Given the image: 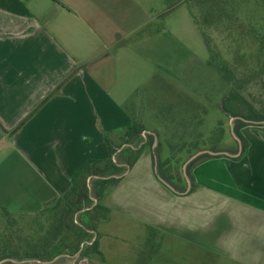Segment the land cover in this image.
<instances>
[{
	"label": "crops",
	"instance_id": "obj_1",
	"mask_svg": "<svg viewBox=\"0 0 264 264\" xmlns=\"http://www.w3.org/2000/svg\"><path fill=\"white\" fill-rule=\"evenodd\" d=\"M17 1L28 16L0 8V217L37 215L69 193L87 161L110 155L123 171L99 200L107 210L101 225L106 236L112 222L136 224L230 264H264V124L239 130L244 152L235 137L236 151L201 152L206 158L189 175L192 190L174 191L155 173L146 148L149 140L154 143L152 132L139 123V135H126L130 120L114 112L116 75L100 63L108 61L113 46L126 47L152 24L144 0ZM239 4L217 0L213 9H254ZM235 45L243 44L232 43L222 61L242 52ZM107 133L120 145L111 154ZM122 148L138 152L131 166L132 153L121 155ZM34 263L41 264L20 262Z\"/></svg>",
	"mask_w": 264,
	"mask_h": 264
},
{
	"label": "rangeland",
	"instance_id": "obj_2",
	"mask_svg": "<svg viewBox=\"0 0 264 264\" xmlns=\"http://www.w3.org/2000/svg\"><path fill=\"white\" fill-rule=\"evenodd\" d=\"M238 1L239 7L254 9H213L217 0H188L186 5L185 0H144L145 17L152 24L128 40V47L113 46L108 61L100 62L116 75L111 79L112 99L119 108L114 112L127 115L131 126L140 123L152 132L154 143L149 140L146 148L155 173L174 191L192 190L191 168L206 158L187 163L195 155L236 151V120L248 123L245 118L264 117V56L257 52L264 49V1ZM199 2L212 9H200ZM152 32L154 37H148ZM232 43L243 44L235 45L242 52L233 61H222ZM114 137L104 136L109 154L120 148ZM94 175L91 171L87 183L92 200ZM50 215L45 209L33 216L0 217V263L30 261L36 255L47 261L63 246L73 245L79 212L63 213L58 223ZM96 218L95 232L90 233L95 243L85 250V259L77 254L58 260L60 264H230L136 224L112 222L106 236L101 225L108 217L100 213Z\"/></svg>",
	"mask_w": 264,
	"mask_h": 264
},
{
	"label": "trees",
	"instance_id": "obj_3",
	"mask_svg": "<svg viewBox=\"0 0 264 264\" xmlns=\"http://www.w3.org/2000/svg\"><path fill=\"white\" fill-rule=\"evenodd\" d=\"M0 8L3 10L13 11L16 14L22 16L29 15L28 11L17 0H0ZM244 120L249 122L245 123L244 121L238 119L236 120V124L234 126V135L241 142L242 152H244V150L246 149V144L242 136L240 135L239 130L247 124H264V117H249L245 118ZM140 132L141 131L139 130L137 124H134L127 129L126 135L129 137V139H131L133 135H139ZM130 150V148H125L123 152V155H125L126 153H132L127 158L128 166H131L133 164L138 155V152L133 153ZM114 152L112 151V153ZM91 171H94V176L97 177L95 180L96 184H94L92 188L94 198L97 200V204L94 206H92L94 203L93 200L88 195L89 193L87 186V178L91 177ZM122 171L123 169L117 167L116 163H114L111 159L103 162L90 160L87 161L83 166H81L71 180L72 187L69 193L58 199L55 203L47 208V211L50 212V216L52 217L51 221L54 220L55 223H58V221L60 220V216L63 215V213L66 216H71V214L74 213L75 215L79 212V225H73L75 228L74 233H76L74 234V236L76 235L77 237L76 242L70 246H60L62 248L59 250V252H56L55 256L48 258L47 261H45L43 258L42 259L44 261H41L40 259H38L41 258L40 256L38 257V255H36V257L30 261L39 263L43 262L41 264H60L58 260H65L64 258H72L77 254H79L82 259H85V250H87L89 247L91 248L95 243V241L91 242L92 236L90 233L95 232V228L98 222V218H96V216H98L100 213H104V215L107 214V210L99 205V200L109 187L117 183V179L114 178V176L119 175V173H121ZM98 172L100 176H98ZM92 210H94L93 213L91 212ZM89 212H91L92 214H90ZM9 261L11 262V260ZM10 262H8L7 264H12ZM20 262L23 261L19 260L14 264H20Z\"/></svg>",
	"mask_w": 264,
	"mask_h": 264
},
{
	"label": "water",
	"instance_id": "obj_4",
	"mask_svg": "<svg viewBox=\"0 0 264 264\" xmlns=\"http://www.w3.org/2000/svg\"><path fill=\"white\" fill-rule=\"evenodd\" d=\"M237 141H238V139H237ZM239 142V141H238ZM201 153H199V154H197V155H195L194 157H192L187 163H189V162H191L193 159H195L197 156H199Z\"/></svg>",
	"mask_w": 264,
	"mask_h": 264
},
{
	"label": "built area",
	"instance_id": "obj_5",
	"mask_svg": "<svg viewBox=\"0 0 264 264\" xmlns=\"http://www.w3.org/2000/svg\"><path fill=\"white\" fill-rule=\"evenodd\" d=\"M94 241V240H93ZM93 241H91V242H93Z\"/></svg>",
	"mask_w": 264,
	"mask_h": 264
}]
</instances>
